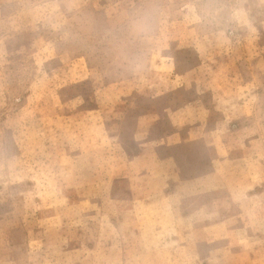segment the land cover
I'll list each match as a JSON object with an SVG mask.
<instances>
[{
  "label": "rangeland",
  "instance_id": "374dc122",
  "mask_svg": "<svg viewBox=\"0 0 264 264\" xmlns=\"http://www.w3.org/2000/svg\"><path fill=\"white\" fill-rule=\"evenodd\" d=\"M0 264H264V0H0Z\"/></svg>",
  "mask_w": 264,
  "mask_h": 264
}]
</instances>
